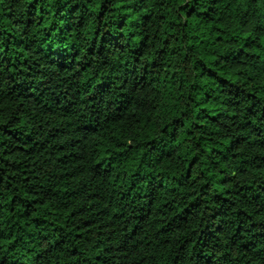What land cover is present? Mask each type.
<instances>
[{"label": "trees", "instance_id": "obj_1", "mask_svg": "<svg viewBox=\"0 0 264 264\" xmlns=\"http://www.w3.org/2000/svg\"><path fill=\"white\" fill-rule=\"evenodd\" d=\"M0 264H264V0H0Z\"/></svg>", "mask_w": 264, "mask_h": 264}]
</instances>
